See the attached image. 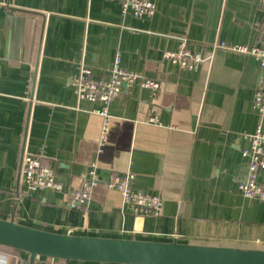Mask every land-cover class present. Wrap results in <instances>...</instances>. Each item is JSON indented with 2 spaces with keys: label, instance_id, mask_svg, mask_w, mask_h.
<instances>
[{
  "label": "crops",
  "instance_id": "obj_1",
  "mask_svg": "<svg viewBox=\"0 0 264 264\" xmlns=\"http://www.w3.org/2000/svg\"><path fill=\"white\" fill-rule=\"evenodd\" d=\"M121 0H0V219L49 233L146 242L264 250V201L241 195L244 135L264 115L252 110L264 66L212 45L260 46L264 0H150L153 15L121 13ZM186 48L206 60L179 69L164 51ZM116 53L122 68L154 80L123 87L102 121L97 102L77 101L70 81L81 62L106 77ZM154 116L159 125L137 122ZM42 156L62 192L18 196L20 156ZM99 182L86 204L67 192L89 171ZM130 172L135 191L156 195L155 216L133 215L106 187ZM264 188V171L257 173ZM0 264H29V254L0 252ZM32 264H107L40 256Z\"/></svg>",
  "mask_w": 264,
  "mask_h": 264
},
{
  "label": "built area",
  "instance_id": "obj_2",
  "mask_svg": "<svg viewBox=\"0 0 264 264\" xmlns=\"http://www.w3.org/2000/svg\"><path fill=\"white\" fill-rule=\"evenodd\" d=\"M121 13H130L136 18H146L153 15L155 5L150 0H121ZM260 46L246 48L243 46H226L223 43L212 45V50H224L238 52L254 57L260 66H264V23L260 32ZM162 57L176 65L179 69L186 71H196L199 65L206 60L201 53L187 50L184 40L179 44L177 51H164ZM139 80L142 89L148 91L151 96L156 95L159 84L150 79H144L134 72L128 71L120 65V55L116 53L112 66L107 71L106 77L96 78L92 69L81 62L79 72L71 79L70 84L77 101L97 102L99 109L92 112L102 121V138L108 129L111 119L109 105L121 92L123 87L132 85ZM252 110L259 116L264 115V80L258 79L254 88ZM137 122L151 125H159V121L154 116L137 114ZM248 141V147L241 152L246 163V174L244 179L238 183V190L241 195L248 199L264 201V188L257 183V173L264 171V132L257 126L253 133L244 135ZM55 171L52 167L43 164L42 156H31L22 152L17 179L18 196L24 194L29 196L33 193L48 190L52 192H62L64 185L56 180ZM133 175L130 172L123 174L111 173L106 187L115 190L121 197L123 209L133 215L155 216L161 206L158 196L150 193L135 191L131 188L130 182ZM99 182L95 171L91 170L83 178L79 188H74L67 192L68 207L75 209L86 204L90 197V191ZM40 256L36 257V259Z\"/></svg>",
  "mask_w": 264,
  "mask_h": 264
},
{
  "label": "water",
  "instance_id": "obj_3",
  "mask_svg": "<svg viewBox=\"0 0 264 264\" xmlns=\"http://www.w3.org/2000/svg\"><path fill=\"white\" fill-rule=\"evenodd\" d=\"M0 245L28 253L29 264L38 256L107 264H264V250L62 235L2 219Z\"/></svg>",
  "mask_w": 264,
  "mask_h": 264
},
{
  "label": "trees",
  "instance_id": "obj_4",
  "mask_svg": "<svg viewBox=\"0 0 264 264\" xmlns=\"http://www.w3.org/2000/svg\"><path fill=\"white\" fill-rule=\"evenodd\" d=\"M18 251V249L15 248H10V247H6V246H2L0 245V252H7L9 254H14ZM80 262V261H79ZM82 262V261H81Z\"/></svg>",
  "mask_w": 264,
  "mask_h": 264
}]
</instances>
